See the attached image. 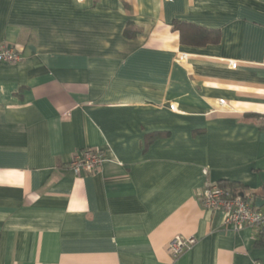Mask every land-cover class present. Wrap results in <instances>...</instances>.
<instances>
[{"label":"crops","instance_id":"obj_1","mask_svg":"<svg viewBox=\"0 0 264 264\" xmlns=\"http://www.w3.org/2000/svg\"><path fill=\"white\" fill-rule=\"evenodd\" d=\"M0 43V264H264L199 200L236 183L264 213V0H0Z\"/></svg>","mask_w":264,"mask_h":264},{"label":"built area","instance_id":"obj_2","mask_svg":"<svg viewBox=\"0 0 264 264\" xmlns=\"http://www.w3.org/2000/svg\"><path fill=\"white\" fill-rule=\"evenodd\" d=\"M186 61L187 55L181 56ZM22 61L21 53L0 43V63L15 65ZM235 63L231 62L233 67ZM223 105V103H220ZM176 109V105H172ZM106 162V153L97 149H83L75 154L70 168L78 175L96 174L100 172ZM202 207L210 212L214 217H221L224 228L239 231L244 228H253L264 232V213L255 208L251 198L242 193H232L229 189L221 187L219 184L208 185L199 194ZM196 243L195 239L184 240L175 238L168 245V252L172 257L178 258L190 250Z\"/></svg>","mask_w":264,"mask_h":264},{"label":"trees","instance_id":"obj_3","mask_svg":"<svg viewBox=\"0 0 264 264\" xmlns=\"http://www.w3.org/2000/svg\"><path fill=\"white\" fill-rule=\"evenodd\" d=\"M172 27L174 31H177L180 34L181 42L185 45L197 47L207 46L210 43H216L218 41V33L214 30L206 29L178 20L172 23ZM136 35L137 32L135 27L132 23H128L125 30V36L127 38H132ZM218 184L225 189H229L232 193H242L246 195L243 192V187L236 183L220 182ZM258 243L264 244V232L261 233L260 241H258Z\"/></svg>","mask_w":264,"mask_h":264}]
</instances>
